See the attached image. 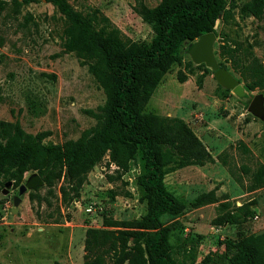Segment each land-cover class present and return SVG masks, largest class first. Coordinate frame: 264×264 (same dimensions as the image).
Segmentation results:
<instances>
[{
	"label": "rangeland",
	"instance_id": "rangeland-1",
	"mask_svg": "<svg viewBox=\"0 0 264 264\" xmlns=\"http://www.w3.org/2000/svg\"><path fill=\"white\" fill-rule=\"evenodd\" d=\"M0 1V121L44 134L45 145H63L87 130L110 126V115L97 117L106 96L83 65V53L67 43L69 23L58 9L47 0ZM66 1L86 18L95 14L101 26L106 18L126 47L148 50L155 32L142 13L164 0ZM247 1L223 0L228 19L220 15L213 31L216 62L245 95L225 89L214 70L192 61L196 37L178 46V61L144 108L182 119L213 158L204 166L165 167V187L183 206L180 213L161 217L166 250L177 264H230L239 239L264 234V118L248 109L256 95L264 99V84L254 90L246 85L257 71L264 74V10L259 18L244 14ZM225 44L236 50L233 62L219 56ZM142 167L140 153L126 171L104 154L81 176L78 196L67 206L61 204L60 188L68 187L63 177L27 191L14 207L19 186L37 172H25L10 189L1 175L0 264H82L85 231L103 228L104 218L120 223V230L140 232L143 247L153 230L145 226L148 205L137 183Z\"/></svg>",
	"mask_w": 264,
	"mask_h": 264
},
{
	"label": "trees",
	"instance_id": "trees-1",
	"mask_svg": "<svg viewBox=\"0 0 264 264\" xmlns=\"http://www.w3.org/2000/svg\"><path fill=\"white\" fill-rule=\"evenodd\" d=\"M47 1L69 23L71 39L67 43L83 53V65L106 96L100 108L102 115L97 117L103 120L110 115L111 125L87 130L78 140L63 145H45L44 134H28L18 122L0 121V176L7 182H20L24 173L32 170L46 187L63 177L68 187L60 188L61 204L67 206L78 196L81 176L104 154L108 153L111 161L126 171L129 161L140 153L143 167L137 183L145 191L148 205L145 226L153 233L142 247L140 232L120 230V223L104 218L103 228L85 231L82 264H177L166 250L167 232L161 217L178 214L183 206L165 187V167L204 166L213 158L182 119L145 113L144 108L161 78L178 61V46L213 33L220 15L228 19L223 0H164L158 7L145 9L142 17L155 32L148 50L122 44L118 31L106 18H102L101 26L95 14L86 18L66 0ZM3 3L0 1V9ZM263 10L264 0H248L242 7L244 14L254 18H259ZM223 48L219 56L233 62L235 48L226 44ZM219 66L225 67L221 63ZM178 78L184 81L182 75ZM248 81L250 90L262 87L263 72L257 71ZM235 250L230 264H264V234L242 237Z\"/></svg>",
	"mask_w": 264,
	"mask_h": 264
},
{
	"label": "water",
	"instance_id": "water-1",
	"mask_svg": "<svg viewBox=\"0 0 264 264\" xmlns=\"http://www.w3.org/2000/svg\"><path fill=\"white\" fill-rule=\"evenodd\" d=\"M218 26V20L215 23L214 28ZM215 41V35L208 33L202 35L199 40L194 44L190 54L191 59L196 65L204 64L207 68L214 70L213 77L219 85L232 91L236 96L243 97L245 95L244 88L238 83V81L228 72L225 67H219L214 56L213 45ZM250 113L260 119L264 118V99L261 95H256L249 104ZM44 185L42 178L38 175L30 176L24 184H21L18 188V195L13 198L14 207L18 206L21 202V197L27 191H35L37 188ZM12 182L5 183V189H10ZM7 190L3 193L6 194Z\"/></svg>",
	"mask_w": 264,
	"mask_h": 264
}]
</instances>
